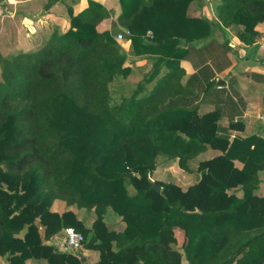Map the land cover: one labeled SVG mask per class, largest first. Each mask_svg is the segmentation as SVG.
I'll return each mask as SVG.
<instances>
[{
	"label": "trees",
	"instance_id": "trees-1",
	"mask_svg": "<svg viewBox=\"0 0 264 264\" xmlns=\"http://www.w3.org/2000/svg\"><path fill=\"white\" fill-rule=\"evenodd\" d=\"M119 1L111 31H98L110 12L92 4L35 51L0 55V264H87L50 242L69 226L98 252L93 264H264V137L201 111L181 66L161 74L217 33L255 43L264 0H219L198 17L188 8L202 0ZM146 55L142 79L113 94L128 57ZM161 158L196 182L152 180Z\"/></svg>",
	"mask_w": 264,
	"mask_h": 264
},
{
	"label": "crops",
	"instance_id": "crops-1",
	"mask_svg": "<svg viewBox=\"0 0 264 264\" xmlns=\"http://www.w3.org/2000/svg\"><path fill=\"white\" fill-rule=\"evenodd\" d=\"M215 2L202 0L204 6L201 7L198 1H193L188 14L194 17L202 13L214 16ZM92 4L103 6L110 12V16L98 24V31H111L112 22L122 11L119 0H0V50H10L7 56L35 51L55 32L63 34L73 29L72 18ZM256 30L260 35L264 31V22L259 23ZM227 38L230 47L221 33H217L216 39L207 44L189 45L188 54L181 60H172L164 65L161 74L170 67L181 66L186 71V80L196 88L195 102L200 103L201 111L220 108L223 114L220 120L222 128H226L230 120L240 119L245 127L243 136L259 134L264 137V125L257 119L258 115L264 114V47L257 42L243 44L232 34ZM117 41L128 50L129 42L125 39ZM154 57H128L126 65L131 72L125 81H131L133 76L138 78L131 82L140 81L152 67ZM212 78L215 84L208 88L207 80ZM175 163L178 165L177 160L161 158L152 176L157 179L158 174L164 173V169ZM88 251L93 258L92 263L97 261L98 253ZM89 256H86L87 261Z\"/></svg>",
	"mask_w": 264,
	"mask_h": 264
},
{
	"label": "rangeland",
	"instance_id": "rangeland-1",
	"mask_svg": "<svg viewBox=\"0 0 264 264\" xmlns=\"http://www.w3.org/2000/svg\"><path fill=\"white\" fill-rule=\"evenodd\" d=\"M216 1H219V0H216ZM8 52H10V50L7 51V49H4V48H3V51L0 50V54H3V56H7V53ZM137 78H138L137 76H133L130 80L131 81L137 80ZM131 81H125V82H119V81L117 82L116 81V83H114L113 86H112L113 87V94H115L114 93L115 90H116V92H117V90L118 91L121 90V88H118V86H122V87L125 86V90L124 89H122V90L124 91V93L127 94L129 92V89H130L129 88L130 85H127V84H133L135 82V81L134 82H131ZM215 153L216 152L213 151V150H208L207 152L203 153L199 157V159H204V158L212 157ZM237 164L240 165L239 162H237ZM163 171H164V173H162L160 175L158 174V176H156L157 179L154 178V176H152L151 179L152 180H160V181H163V182H167V181H169V182H175V183L179 184L183 188H187L189 185H191L194 182H196V179H197V178L194 177V174L193 173H189V172L183 170L176 163L175 164H172L171 167L166 168ZM260 177H261V180H262V184L260 186V191H261V193H264V170H262L260 172ZM53 207H54V209H59V210L64 209V208H62V204L61 203H58V202H55V204H54ZM79 215H80V217H82L83 216V213L81 212V213H79ZM92 217L93 216L90 215L89 218H88V223L89 224L92 221ZM111 223H112V227H114L116 229L121 228V225L118 226L117 223H119V222L117 220H115V222H111ZM63 234L64 233L61 232L59 235H57L56 237H54L53 239H51L50 242L53 243L60 250H67V249H65V247L63 245V243H64V241H63L64 235ZM175 234H176V237H177L176 247H180L185 242L184 233H183V231L181 229L176 228L175 229ZM67 251H72V250H67ZM80 251L85 256H89L90 251H88V249L81 248L78 252H80ZM78 252H76V253H78ZM89 257H90V259H88V261H87V259H85V261L87 262V264H93L92 263L93 258L91 256H89Z\"/></svg>",
	"mask_w": 264,
	"mask_h": 264
},
{
	"label": "built area",
	"instance_id": "built-area-1",
	"mask_svg": "<svg viewBox=\"0 0 264 264\" xmlns=\"http://www.w3.org/2000/svg\"><path fill=\"white\" fill-rule=\"evenodd\" d=\"M128 33V31H126ZM117 40H123L124 34L122 32L118 33L116 36ZM256 42L264 47V31L257 37ZM258 121L264 125V114L258 115ZM63 245L65 249L78 252L82 248L83 236L74 227H66L63 230Z\"/></svg>",
	"mask_w": 264,
	"mask_h": 264
},
{
	"label": "water",
	"instance_id": "water-1",
	"mask_svg": "<svg viewBox=\"0 0 264 264\" xmlns=\"http://www.w3.org/2000/svg\"><path fill=\"white\" fill-rule=\"evenodd\" d=\"M220 82V80H218V83ZM224 83V82H223ZM133 173H129V175H132ZM156 188H157V190H161V187L160 186H155ZM80 257H81V260L82 261H85V259H86V256L84 255V254H81L80 255Z\"/></svg>",
	"mask_w": 264,
	"mask_h": 264
}]
</instances>
